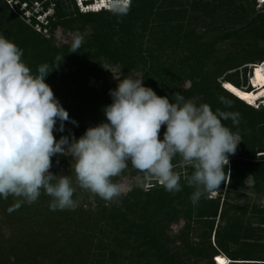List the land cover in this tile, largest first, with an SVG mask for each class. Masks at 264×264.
I'll list each match as a JSON object with an SVG mask.
<instances>
[{"label": "trees", "instance_id": "16d2710c", "mask_svg": "<svg viewBox=\"0 0 264 264\" xmlns=\"http://www.w3.org/2000/svg\"><path fill=\"white\" fill-rule=\"evenodd\" d=\"M10 1L0 0V33L23 51L22 59L33 73L41 65L49 66L46 83L69 113L63 132L57 123L53 133L57 141L65 136L70 142L73 136L78 140L90 127L107 122L102 109L113 103L109 93L119 83H108L106 70L111 67L119 69L118 79L141 75L144 86L172 103L183 95L198 105H210L214 112L239 113L238 125L231 119L223 123L239 133L241 144L229 157L226 171L230 176L226 172L225 182L213 192L218 197L210 199L213 193L204 194L196 203L191 199L196 189L183 178L192 174L191 168L177 169L182 173V190L169 193L158 181H146L129 163L113 182L134 180L139 174L142 181L127 196L109 203L75 187L77 181L68 170L72 156H54L52 165L68 167L58 175L70 177L78 206L51 211V197L42 194L37 202L9 213L14 198L0 199V220L10 234L6 238L0 228V264H188L182 250L188 257L209 260L210 254H218L211 242L202 247L191 243L190 235L193 224L208 222L210 240L218 218L227 224L217 227V249L229 257L230 264H264V243L245 245L248 248L242 257L231 254L226 245L228 239L239 242L241 237L259 240L263 232L253 230L249 219V227L241 225L235 216L243 215L245 220L247 210L231 204L234 193L245 191L250 179L262 200V207L257 206L252 215L264 226V155L258 157L264 154V106L257 110L224 89L231 83L252 91L247 80L241 83L240 70L247 76L249 66L264 63V12L257 10L256 1L132 0L128 9L90 14L80 13L75 0ZM34 3L42 5L37 15ZM23 5L35 14L30 23L21 12ZM51 9L46 24L40 23L37 16ZM59 29L90 34L77 53H72V46L57 44ZM91 79L104 82L102 90L90 87ZM220 97L231 107H225ZM165 131L166 126L161 128V140ZM147 182L151 187L145 190L142 185ZM92 197L95 203H90ZM181 220L186 226L178 238L182 246L177 247L168 233Z\"/></svg>", "mask_w": 264, "mask_h": 264}, {"label": "clouds", "instance_id": "9594fccd", "mask_svg": "<svg viewBox=\"0 0 264 264\" xmlns=\"http://www.w3.org/2000/svg\"><path fill=\"white\" fill-rule=\"evenodd\" d=\"M46 14L45 19L53 10ZM83 39L74 36L72 53H77ZM23 55L0 33V199L14 198L9 213L37 202L42 194L51 197V211L75 210L70 177L50 171L57 155L70 154L79 187L109 203L123 195L113 178L129 163L146 181H158L169 193L182 190V173L177 169H193L183 177L196 189L193 203L219 189L226 172L230 176L229 157L236 154L241 137L223 121L231 119L238 125L239 113L214 112L210 105H198L183 95L172 103L132 73L117 79V88L110 91L113 103L102 109L107 122L90 127L78 140L73 136L70 142L65 136L57 141L53 134L57 123L63 132L69 113L46 83L49 66L41 65L33 73ZM219 99L231 107L224 97ZM71 123L79 126L77 121ZM142 186L147 190V183Z\"/></svg>", "mask_w": 264, "mask_h": 264}, {"label": "rangeland", "instance_id": "374dc122", "mask_svg": "<svg viewBox=\"0 0 264 264\" xmlns=\"http://www.w3.org/2000/svg\"><path fill=\"white\" fill-rule=\"evenodd\" d=\"M12 1V0H11ZM10 1V3H11ZM37 3H34L33 5L36 7ZM30 23V22H27ZM38 30V29H37ZM39 31V30H38ZM48 31H43V33L45 35H47L49 37V34L47 33ZM90 34V31H87V33L85 35H83L82 37L85 38L86 36H88ZM76 34L73 33H65L63 32L62 29H59L56 33H55V38L57 41V44L59 46L62 45H68V46H72V41L73 38ZM252 68H254L252 65L249 66L248 68V73L247 76L244 75V70H240L241 72V83H244V80H247L249 82V86L251 83V77L253 74V70ZM107 81L109 84L115 83L118 79V72L119 69H114L111 67L107 68ZM137 77L141 78V75H136ZM244 77H246V79H244ZM89 86L95 88L97 91L102 90L103 86H104V82H97L94 79L89 80ZM186 88L189 87V84H187L185 86ZM259 106V105H258ZM257 106V108H258ZM255 108V109H257ZM263 109V106H260V108H258L257 110H261ZM69 156H71L70 154H67ZM264 155V154H258V157ZM230 166V164H229ZM74 167H75V161L74 159L72 160V164L71 166H69V168L67 166H57V165H52V168L50 169L51 173L58 175V173L63 172L66 168H68L69 173H73V179L77 181L76 179V175H75V171H74ZM142 181V176L141 174H139V176H137L136 179L134 180H130V179H123L122 182L120 183L123 189V196H127L132 190L133 188L137 187L138 185H140ZM149 182V181H148ZM147 182V188L151 187V185H149V183ZM254 183L253 181L250 179L248 180L247 184H246V190L243 192H239V193H234V195L231 198V204L238 206L242 209H246L247 210V218L244 220L242 217L243 215H236L235 218L239 220L241 225H244L245 227H249L250 224H247V221L249 219V221L251 222V227L253 230L257 229L258 231L261 229L263 232L262 234L259 233V236H257V239L259 240H253V241H248L246 240V238L241 237V239L239 240V242H232L229 239L227 240V249L230 251L231 254L236 253L237 255H239L240 257L243 256L244 254V249L248 248L245 247V245H249V243H254L255 245H263L264 243V226L259 224V219L255 217L254 215H252V213L254 212V209L257 208V206L262 207V200L261 197L255 193L254 189H253ZM77 187V189H82L81 187H79L78 181H77V185L75 186ZM81 191H84L86 194H91V192L89 190L86 189H82ZM225 193V190H224ZM218 197L217 193H213L210 196L211 198H216ZM90 203H95V197H92L90 200ZM241 214H244L243 212H240ZM241 216V217H240ZM208 222H203L202 225L200 224H193L194 230L192 231L191 235H190V240L191 243L194 244H198L199 246L201 245L202 247H208L209 241L211 242L212 246L217 250L218 254H210L211 258H209V260L206 259H200L198 257H195L194 255H191L188 257L186 256L182 250V258L185 259L186 262H188V264H217V258L219 256H226L224 253L220 252L217 249V242L215 239V233L217 230V227L220 225L221 228H225L227 222L224 220H220L219 218L216 220V225H215V230L213 232V234L211 235V239L209 240V233H210V227L207 224ZM186 226V222L184 220H181L179 223L173 224L172 227L169 230L168 236L170 237L171 240L176 241V246L180 247L182 246V243L180 240H178V238L180 237L181 233L184 231ZM0 228L4 229V235L6 236V238L9 237V230L7 229V227L5 226V224H3V222L0 220ZM175 247L174 245H171V248ZM246 250V249H245ZM124 255L120 254V258H122ZM229 258V257H228Z\"/></svg>", "mask_w": 264, "mask_h": 264}, {"label": "built area", "instance_id": "2783aa9c", "mask_svg": "<svg viewBox=\"0 0 264 264\" xmlns=\"http://www.w3.org/2000/svg\"><path fill=\"white\" fill-rule=\"evenodd\" d=\"M50 1V0H46ZM256 1V8L258 11L264 12V0H255ZM75 3L77 5V8L80 13L82 14H90V13H101V12H112L115 10H121V9H128L131 7L132 0H75ZM35 14L37 15L39 12H42V5L41 4H35ZM26 5H23L21 8V12H24L23 17L27 20V22H31V18L34 13H31L29 11H26ZM51 10H49L47 13H49ZM46 16L39 15L37 16V20L40 23L46 24ZM39 31H42L40 26L36 27ZM264 65V63L262 64Z\"/></svg>", "mask_w": 264, "mask_h": 264}, {"label": "bare ground", "instance_id": "6f19581e", "mask_svg": "<svg viewBox=\"0 0 264 264\" xmlns=\"http://www.w3.org/2000/svg\"><path fill=\"white\" fill-rule=\"evenodd\" d=\"M253 67L254 70L250 83V87L252 88V91L247 92L246 90L239 89L231 83H226L224 89L233 96H235L240 101L248 104L249 106L251 105H255L256 107L258 105L264 106V65H257ZM257 69L261 70L259 78L257 76ZM226 85H229L230 87H226ZM233 89H235V91H233ZM216 261L217 264L231 263V260L225 256H219Z\"/></svg>", "mask_w": 264, "mask_h": 264}, {"label": "snow or ice", "instance_id": "6c2138e0", "mask_svg": "<svg viewBox=\"0 0 264 264\" xmlns=\"http://www.w3.org/2000/svg\"><path fill=\"white\" fill-rule=\"evenodd\" d=\"M260 69H257V76H258V78H259V76H260ZM226 87H230L229 85H226ZM233 91H235V89H233Z\"/></svg>", "mask_w": 264, "mask_h": 264}]
</instances>
